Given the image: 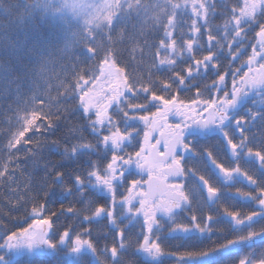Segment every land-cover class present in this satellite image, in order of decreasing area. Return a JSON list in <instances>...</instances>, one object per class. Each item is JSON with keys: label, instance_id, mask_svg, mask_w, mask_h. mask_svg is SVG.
Instances as JSON below:
<instances>
[{"label": "snow or ice", "instance_id": "6c2138e0", "mask_svg": "<svg viewBox=\"0 0 264 264\" xmlns=\"http://www.w3.org/2000/svg\"><path fill=\"white\" fill-rule=\"evenodd\" d=\"M95 7L85 61L0 127V264H264V0ZM46 148L95 160L45 183Z\"/></svg>", "mask_w": 264, "mask_h": 264}, {"label": "trees", "instance_id": "16d2710c", "mask_svg": "<svg viewBox=\"0 0 264 264\" xmlns=\"http://www.w3.org/2000/svg\"><path fill=\"white\" fill-rule=\"evenodd\" d=\"M55 4V0H0V127H8L9 121H14L32 100L45 94L58 78L70 75L73 66L85 61V26L60 12ZM216 22H220L219 18ZM84 135L92 139L87 132ZM57 138L64 144L65 137L57 134ZM94 160L91 155L74 157L62 150L54 154L46 148L39 157L38 175L33 178L51 183L55 171L82 173L88 162ZM27 170L33 172L31 165ZM200 171L207 174L203 166ZM0 203L7 204V198ZM235 259L238 264V258ZM20 264L33 262L23 257ZM34 264H55V260L36 258Z\"/></svg>", "mask_w": 264, "mask_h": 264}, {"label": "rangeland", "instance_id": "374dc122", "mask_svg": "<svg viewBox=\"0 0 264 264\" xmlns=\"http://www.w3.org/2000/svg\"><path fill=\"white\" fill-rule=\"evenodd\" d=\"M55 2L57 3L55 5L58 7V10L60 12L67 13L68 15H70L72 20H75L76 22L85 26L84 20L87 18H91L96 13L95 5L98 3V0H79V3H82L84 5V12H88V9L92 10L87 17H79L77 15H74L72 11L66 7V0H55Z\"/></svg>", "mask_w": 264, "mask_h": 264}]
</instances>
